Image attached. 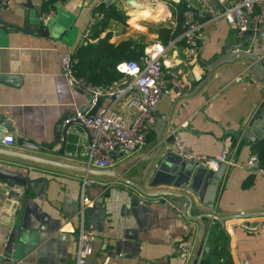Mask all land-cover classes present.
<instances>
[{"label":"crops","instance_id":"obj_1","mask_svg":"<svg viewBox=\"0 0 264 264\" xmlns=\"http://www.w3.org/2000/svg\"><path fill=\"white\" fill-rule=\"evenodd\" d=\"M174 2L8 0L6 8L0 10V18L6 23H21L23 12L31 22H46L44 13L49 8L53 12L50 35L16 28L0 35V117L7 119L12 131L35 145V149L17 144L3 146L1 142L0 147L86 168L85 127L71 123L67 129L64 151L76 154L75 160L61 157V143L53 146V132L61 117L82 110L88 103L87 94L71 86L61 73L60 58L84 44L82 33L100 5L111 6L121 14L120 19L108 18L100 33H108L109 42L131 40L142 46V52L161 49L165 95L157 103L155 123L147 131L142 147L126 153L116 150L108 168L88 167L105 172L119 169L127 182L114 180L110 175L0 155L1 166L31 180L24 189L18 184L10 187L9 180L0 179V255L10 230L19 224L31 241L41 239L37 249L19 264H75L79 226L76 213L82 180L86 179L92 181L84 187L91 203L85 208L84 220L91 226L93 237L92 253L84 264H190L192 258L187 262L181 259L179 242L191 243L194 255L213 220L177 218L160 197H145L134 187L148 193H175L179 195L177 201L164 198L180 208L181 203H186L185 196L192 202V215L207 211L201 199L212 172L174 153L171 143L165 140L174 125L184 147L192 154L212 157L223 148L237 145L234 157L240 165L224 169L210 212L216 216L243 215L217 221L232 264H264V173L244 166L253 148L264 150V75L254 65L248 66L250 62L244 56L235 55L215 66L203 83L212 63L225 55L221 53L224 46L240 39L235 38L234 28L220 18L205 24L203 38L192 58L186 56L179 35L162 44L156 31L174 27ZM257 31L264 33V26ZM239 50L257 57L264 72V35H253ZM130 95L131 91L124 93L112 107L129 114ZM109 103L107 98H100L101 105ZM158 131L161 149L155 152ZM46 145V152L39 148ZM6 263L0 256V264Z\"/></svg>","mask_w":264,"mask_h":264},{"label":"built area","instance_id":"obj_2","mask_svg":"<svg viewBox=\"0 0 264 264\" xmlns=\"http://www.w3.org/2000/svg\"><path fill=\"white\" fill-rule=\"evenodd\" d=\"M179 0H176L178 2ZM8 0H0V10L7 6ZM52 10L49 8L43 15L44 21L51 20ZM222 18L227 25L234 28V36L241 39L246 30L256 32L264 26V0H184L182 11L183 31L179 38L182 39L186 56L192 58L196 55L198 47L203 38L202 30L206 23L214 22ZM104 19L101 10L93 11L89 21L82 33V40L92 42L89 37L90 28L97 22ZM76 49L67 51L60 58V70L76 89L82 90L91 98L86 110H76L66 116L63 124L79 121L89 134V142L86 146L84 163L86 168L94 169L108 168L112 164L109 152L115 147L121 152H129L142 147L145 143L146 133L155 123L154 110L159 99L164 93V82L162 79V66L159 61L161 49L143 50L137 59L119 62L116 70L121 76L108 84L93 85L81 78H75L71 69L76 63ZM248 49H246V52ZM131 91L128 99L129 114H121L112 105L124 93ZM107 98L110 103L99 104L97 100ZM94 107L92 116H87ZM172 136L171 147L174 153L180 158L191 161L198 166L214 170L219 162L229 166L240 165L235 160L236 144L229 148H223L212 157L201 154L190 153L183 145L181 138L175 129H170ZM9 136L1 140L3 146L11 145ZM58 147V146H55ZM42 151H47L48 146H40ZM66 160H75L76 154L65 152L61 155ZM244 166L252 171L264 173V161L261 163L257 153L250 152ZM92 181L83 179L77 217L79 226L76 232L75 264H84L86 258L92 253L90 240L93 237V230L84 220L85 208L91 203L84 194L85 185ZM107 185V184H106ZM101 184V186H106ZM167 208L177 218H185V212L170 200L160 196ZM140 203V200L138 201ZM206 237L201 240V246L197 253L193 254V246L186 241L178 244L179 255L183 261H192L190 264H202L201 260L206 251Z\"/></svg>","mask_w":264,"mask_h":264},{"label":"water","instance_id":"obj_3","mask_svg":"<svg viewBox=\"0 0 264 264\" xmlns=\"http://www.w3.org/2000/svg\"><path fill=\"white\" fill-rule=\"evenodd\" d=\"M24 7H26V6H24ZM50 27H51L50 20L46 21V22H41L38 19L36 21L31 22L25 17V12H23V20L21 21V23H6L0 18V35H1V33H8L12 28H16L20 31L32 30L36 34L39 33L42 36H47V34L50 35ZM253 35H264V33L259 32V31H256L253 33L251 30H246L243 33V36L239 42H237L236 44H233V45L232 44H226L224 46V49L221 52L222 54H225V55H223V57H221L219 60L212 63V65L210 66V69L206 71V75L204 77L203 83L205 81H207V79L209 78V76L211 74V70L215 66H217L221 62L230 60L235 55L244 56L250 62V64L248 66L254 65L255 67H257V71L264 75V72L262 70H260V68H259L258 61H257L258 58L254 57V56H250L248 54H245L239 50V47L244 45L247 41H250L252 39ZM82 42H83V40L81 41V43ZM84 43H85V41H84ZM233 48H235V49H234V51L231 52V50ZM0 82H3V79L1 80V75H0ZM69 84L72 86L71 81H69ZM164 97H165V95L162 98H164ZM90 98L91 97L89 95H87L88 101ZM162 98H161V100H162ZM99 104H100V99L97 100L96 106H98ZM157 105L158 104H156L155 109H156ZM95 108L96 107H94L92 110H90L88 112L87 116H89V117L92 116L94 111H95ZM85 110H86V105L82 108V110H79V111L83 112ZM65 118H66V116H63L59 119L58 123L55 125L54 132H53V136H54L53 137V146H58L61 143L59 145V151H58L59 154H61V155L66 152V151H64V149H65V144H66V133H67V129H68L69 125L71 123L77 124V125H82V123L79 121H73V122L66 123V124L62 125L63 120ZM155 126H157V124ZM173 127H174V125H171V129ZM246 135L247 134H245V136ZM4 136L10 137L11 144H17L18 146H20L22 148H27V149H31V150L35 149V145H33L32 143H30L24 139H21L12 131V127L10 125V122L7 119L0 117V142ZM86 137H87V142H89V134H87ZM156 137H157L158 145L156 146L155 152H158L161 149V144L159 142V138H160V132L159 131H158ZM165 138H166L165 139L166 142L171 143L172 136L169 134V131L166 133ZM71 145L75 146L76 143H71ZM117 148L118 147H115L112 151L109 152V156H110L112 161L114 160V152L117 150ZM122 153H124V152H122ZM0 155L5 156V157L9 156V157H14V158H18V159L29 160V161H33L36 163L46 164V165L63 167V168H67V169H77V170L86 171V172L93 173V174L110 175L111 177L114 178V180L127 182L126 180L121 178L122 171L119 169L115 170V171H106V172L100 171V170L99 171L98 170H91V169H88L85 167H78V166H74V165H71V164H68L65 162H61V161H57V160H53V159H48L45 157H39V156L33 155L31 153H25V152L13 150V149H6L3 147H0ZM224 169H225V164L223 162H219L214 170L208 169L209 171L212 172V174L207 178V183L205 185V193L203 195V199H201V205L204 207V209L207 210L205 213L195 211L196 215H192L191 214L192 202L190 201L189 198L184 196L186 203H183V204L181 203V209L185 212V215L187 218L201 219L202 217H207V218H211L212 220H216V221H220V220L225 221V220H235V219H239V218L243 217V215L216 216L210 212V210L213 208V200H214V196L216 194V190L218 187V182L221 179V176L224 172ZM0 179L9 180L8 185L10 187H13L15 184H18V185L22 186L24 189H27L29 186V183L31 182V180L27 179L21 173H19L17 171L8 170L7 168H5L4 166H1V165H0ZM134 187L137 188L138 191L140 193H142L145 197L168 196V197H171L174 201H177L178 197H179V195H176L175 193H171L168 191L148 193V192L143 191L137 185H134ZM233 225H239V226L246 228L248 230L255 229V227L249 228V227H247L243 224H240V223L239 224L234 223ZM40 240L41 239H39L38 242L31 241V239L29 238V235L25 234L23 232L22 226H20L19 224H16L10 230V233L6 239L5 245L3 247V250H2V253L0 256H1V258L5 259L7 261L6 264H19V263L25 262L27 260V256L32 252V250L37 249L38 245L41 243Z\"/></svg>","mask_w":264,"mask_h":264},{"label":"trees","instance_id":"obj_4","mask_svg":"<svg viewBox=\"0 0 264 264\" xmlns=\"http://www.w3.org/2000/svg\"><path fill=\"white\" fill-rule=\"evenodd\" d=\"M172 8L175 18L174 27H160L156 31L157 38L162 44L172 41L183 31L184 0L172 3ZM97 9L103 12L104 19L90 28L89 37L93 41H87L76 48V63L71 69L75 78H81L94 85L108 84L115 80L121 75L116 70V65L122 61L137 59L142 53V46L134 41L122 40L113 44L109 42L108 33L100 35L106 25V20L112 17L120 19L121 14L111 6L105 8L100 5ZM252 152L257 153L261 163L264 161V150L259 152L258 149L253 148ZM217 224L218 222L213 220L208 228L206 236L208 250L203 254L202 264H232L224 249V235L217 229Z\"/></svg>","mask_w":264,"mask_h":264}]
</instances>
